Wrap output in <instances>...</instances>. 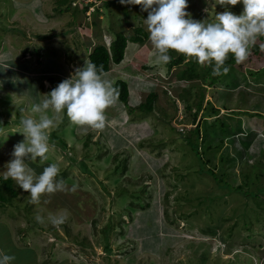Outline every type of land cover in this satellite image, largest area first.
I'll return each instance as SVG.
<instances>
[{
  "label": "rangeland",
  "instance_id": "rangeland-1",
  "mask_svg": "<svg viewBox=\"0 0 264 264\" xmlns=\"http://www.w3.org/2000/svg\"><path fill=\"white\" fill-rule=\"evenodd\" d=\"M58 1L0 0L2 177L13 146L24 139L20 119L32 114L33 103L83 67L94 45L107 46L115 33L130 35L137 27L148 33V13L140 5L68 0L70 7L60 13ZM229 10L240 14L243 5ZM186 11L213 22L224 7L215 0H188ZM256 44L262 56L252 49L244 63L229 66L208 87L199 77L178 80L184 65L155 66L149 38L128 42L124 60L111 65L107 78L126 81L131 105L155 91L152 110L131 117L117 99L100 133H85L65 115L51 132L55 147L49 159L27 162L38 174L58 163L68 188H78L32 204L11 179L24 214L14 201L0 207V250L15 256L12 264H264L263 40ZM191 85L189 109L180 94ZM202 92V111L218 112L203 117L198 136L189 130ZM130 203L136 209L132 218L125 210ZM64 209L70 213L66 223L48 222L49 214ZM37 214L44 223L36 225ZM187 240L203 241L197 245L205 253L195 256Z\"/></svg>",
  "mask_w": 264,
  "mask_h": 264
},
{
  "label": "clouds",
  "instance_id": "clouds-1",
  "mask_svg": "<svg viewBox=\"0 0 264 264\" xmlns=\"http://www.w3.org/2000/svg\"><path fill=\"white\" fill-rule=\"evenodd\" d=\"M215 2L224 7V11L216 13L214 21L209 22L192 18L191 13L186 11L188 0H120L121 4L140 5L142 10L147 11L144 24L154 49L151 55L155 66L170 63L173 58L170 52H175L194 59L201 67H212V75L221 76L230 71L226 66L229 55L236 63H244L257 40L264 37V0ZM240 3L243 5L240 14L229 10V6ZM8 66L6 64L4 69ZM124 66L120 68L122 71H125ZM107 73L102 65L98 67L85 60L83 67L59 82L39 103L32 104L31 115L20 119L18 133L23 134L24 139L13 146L12 159L5 166L3 179L14 180L24 192L29 193L30 203L39 204L43 197L50 198L57 192L77 190L76 184L68 188L60 175L58 163L48 164L38 174L27 161L39 159L44 162L49 159L48 153L55 147L50 144L51 132L59 127L65 115L85 133L88 129L103 132L108 120L107 110L119 96V88L114 80L107 78ZM128 104L135 108L139 105H131L129 96ZM136 110L133 114L138 113ZM126 112L132 117L133 114H129L128 110ZM69 216V211L64 209L49 214L47 220L53 226H60L67 222ZM35 220L41 224L45 222L39 214ZM14 260V255L0 250V264H12Z\"/></svg>",
  "mask_w": 264,
  "mask_h": 264
},
{
  "label": "trees",
  "instance_id": "trees-1",
  "mask_svg": "<svg viewBox=\"0 0 264 264\" xmlns=\"http://www.w3.org/2000/svg\"><path fill=\"white\" fill-rule=\"evenodd\" d=\"M67 1L68 0H59L57 3L56 11H61L60 13H62L63 10L64 11L67 10L70 7V3H68ZM87 7L88 6H85V9ZM147 38H148V33L141 27L134 28L132 34H130V35H124L121 32L115 33L114 38L110 42L109 46H106L104 43H98V44L93 46L91 52L88 54V61L95 63L98 67L102 65L104 71L107 73V71L111 68L112 64H119L124 59L125 50H126L128 42L143 44ZM260 39L263 40V47H264V37H261ZM261 47H262L261 45L255 44V46L252 48L255 55L262 56ZM170 55L173 58H172L171 62L167 64L168 69L184 65V68H182L181 70L176 72V77L178 80L190 81L194 77H199V78H201V81H203V82L208 81L206 86L209 87L210 85L215 83L222 76V75L221 76H213L212 75V67H209V66L201 67L194 59H190L184 55H180V54H177L175 52H170ZM235 63H236L235 59L231 55H229V58L226 61V66L229 67ZM123 69L125 71H130L126 67ZM128 73H130V72H128ZM257 74H259V73H257ZM112 80L115 81V85L119 88L118 99H120L124 103L129 114H133V112L136 110V108L140 111H147V112L148 111L150 112L152 110L153 104L156 101L157 96H158L155 91H150L147 94L144 102H141L135 108V107H132L128 104L129 91H128V86H127L126 81L123 78H117V79H112ZM191 86L192 87L189 86V88L186 90L187 93L180 94L181 100H183V102H186V108H189V109L192 107L190 100L192 99L193 85H191ZM203 97H204V92H202L198 95L199 99L195 105L196 107H195V110L192 114L193 118L190 122L191 124L194 125V127L191 128L189 130V132L192 131V132L196 133V135H198V136H199L200 123H201L203 117L204 116L209 117V116L215 115L214 111L218 112V109H216V108H211V110L209 112H206V113H205V111H202L201 107H202ZM211 111H212V113H211ZM52 138L59 140L62 143L63 147L65 146L63 141L61 139H59L58 136H52ZM22 200L23 199L17 197V193H16L15 189L12 187V180L9 179V180L5 181L3 179V177L0 176V207L5 206V204H7V203H10L12 205V202L14 201L17 205V209L19 208L18 209L19 212L24 214L23 213V207L20 206V204H22ZM132 203H130L128 206L125 207V210H127V212H130L129 213L131 215L130 218H132L134 211H136V209L134 208ZM147 207L148 206L142 207V208H140V210H144ZM25 218H27L26 215H25ZM26 220H29V218ZM113 224L114 223L110 222L108 225H106L105 228H103V234L105 235V239H108L107 231L112 230ZM36 225H38L37 222H36ZM117 225H120V224H117ZM201 230L203 231L201 233L204 234V229L201 228ZM74 241L77 243V245H81V246L84 245L83 241H78L76 239ZM187 241L194 243V244H192V243L186 242L187 245H189L190 247L193 248L195 256L205 253L204 246H198L197 245V243H200L203 241H199V240H187ZM205 242H207V240H205ZM104 248L106 249V251H110V249L108 248L107 245H105ZM105 255H107V254H105ZM106 258L108 259L109 257H106Z\"/></svg>",
  "mask_w": 264,
  "mask_h": 264
}]
</instances>
